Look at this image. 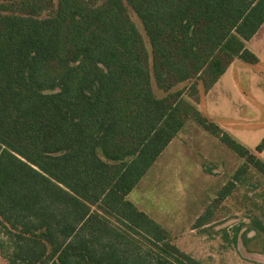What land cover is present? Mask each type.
<instances>
[{
	"label": "trees",
	"instance_id": "obj_1",
	"mask_svg": "<svg viewBox=\"0 0 264 264\" xmlns=\"http://www.w3.org/2000/svg\"><path fill=\"white\" fill-rule=\"evenodd\" d=\"M5 1L0 256L202 264L128 194L188 121L243 159L234 178L249 165L264 175V160L197 108L199 86L208 91L234 59L258 62L246 42L264 22V0Z\"/></svg>",
	"mask_w": 264,
	"mask_h": 264
},
{
	"label": "rangeland",
	"instance_id": "obj_2",
	"mask_svg": "<svg viewBox=\"0 0 264 264\" xmlns=\"http://www.w3.org/2000/svg\"><path fill=\"white\" fill-rule=\"evenodd\" d=\"M6 5L0 0V10ZM128 12L151 59L142 24ZM246 45L259 61L234 59L210 91L199 86L197 107L264 160V148L255 151L264 136V24ZM151 83L155 95L163 96ZM242 162L215 136L188 121L128 199L164 227L180 251L202 264H264V175L249 165L234 178ZM0 264H6L1 256Z\"/></svg>",
	"mask_w": 264,
	"mask_h": 264
},
{
	"label": "crops",
	"instance_id": "obj_3",
	"mask_svg": "<svg viewBox=\"0 0 264 264\" xmlns=\"http://www.w3.org/2000/svg\"><path fill=\"white\" fill-rule=\"evenodd\" d=\"M263 24H264V22H263ZM263 24L260 26V28L263 26ZM259 28V29H260ZM259 29H258V31H259ZM257 31V32H258ZM257 32L246 42V44L247 43H249V41H251V39L257 34ZM246 47L248 48V46L246 45ZM249 49V48H248ZM249 50H251V48L249 49ZM257 57H258V61H259V56H258V54L255 52V51H253V50H251ZM233 62V61H232ZM222 76V75H221ZM220 78V77H219ZM219 78H218V80H219ZM218 80L213 84V86H215V84L218 82ZM213 86L208 90V91H210L212 88H213ZM198 108V107H197ZM199 109V108H198ZM200 127V126H199ZM159 157V156H158Z\"/></svg>",
	"mask_w": 264,
	"mask_h": 264
}]
</instances>
